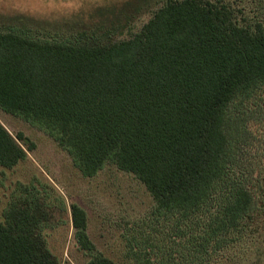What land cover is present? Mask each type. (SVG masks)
<instances>
[{
  "label": "trees",
  "instance_id": "16d2710c",
  "mask_svg": "<svg viewBox=\"0 0 264 264\" xmlns=\"http://www.w3.org/2000/svg\"><path fill=\"white\" fill-rule=\"evenodd\" d=\"M238 13L225 0H165L122 39L0 28V109L52 137L83 176L112 163L153 199L123 237L122 262L97 249L71 204L86 264H250L264 190L255 195L257 177L247 179L237 151L246 134H264L248 120L264 109V20ZM23 139L0 123V166L25 158ZM34 201L4 210L0 264H60L41 233L46 207Z\"/></svg>",
  "mask_w": 264,
  "mask_h": 264
},
{
  "label": "rangeland",
  "instance_id": "374dc122",
  "mask_svg": "<svg viewBox=\"0 0 264 264\" xmlns=\"http://www.w3.org/2000/svg\"><path fill=\"white\" fill-rule=\"evenodd\" d=\"M113 1L116 7L103 6ZM225 1L240 12V17L264 20V0ZM120 2L0 0V28L26 27L47 33L44 35L78 29L100 34L111 30L115 32L114 37L122 39L138 31L165 0H126L121 8ZM97 7H102L98 8L102 11L94 13ZM251 118L264 120V109H256L248 117L251 128L264 132V121L252 124ZM0 123L13 137L22 133L24 139L18 144L26 154L11 168L0 166V222H4L3 212L13 202L35 200L45 205L48 212L49 219L41 233L51 253L60 264H86L87 257L73 239L70 205L76 204L85 212L87 233L97 249L122 262L123 237L136 223L148 219L154 206L145 186L133 174L112 163H106L96 174L85 177L73 165L68 153L44 131L1 109ZM246 137L240 140L237 158L248 180L253 175L258 178L253 188L257 195L264 190V159H260L264 153V134L255 132ZM263 197L264 193L255 200L257 212L262 210L260 207L264 208ZM249 228V238L258 237V244L245 259L250 264H264V217L257 214Z\"/></svg>",
  "mask_w": 264,
  "mask_h": 264
}]
</instances>
